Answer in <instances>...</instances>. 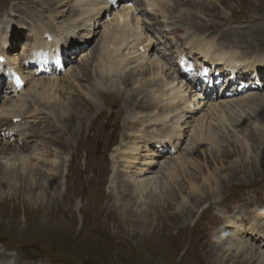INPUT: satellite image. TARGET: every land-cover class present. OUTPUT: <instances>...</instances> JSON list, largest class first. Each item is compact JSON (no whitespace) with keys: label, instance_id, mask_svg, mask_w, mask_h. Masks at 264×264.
I'll return each instance as SVG.
<instances>
[{"label":"rangeland","instance_id":"rangeland-1","mask_svg":"<svg viewBox=\"0 0 264 264\" xmlns=\"http://www.w3.org/2000/svg\"><path fill=\"white\" fill-rule=\"evenodd\" d=\"M184 1L179 0L178 3L182 6L174 11L173 0H159L160 8L146 5V0H122L121 13L123 9L129 11L130 21L132 23L134 21L135 32H141L144 35L148 27L150 40L154 44L150 59L146 60L142 67L136 64L127 66L125 63L127 69L125 73H129V69H132L137 72L144 70L149 74L152 70L151 62L160 61L161 73L156 80L177 76L174 69L176 55L174 52L186 48H190L192 52H200L198 41L200 38L213 41L219 46L242 51L245 57L257 52L264 54V0H196L199 3L198 6L185 5ZM61 4L59 2L57 6L60 7L53 11L42 10L44 20L49 21L55 29L65 28L69 22L78 27L81 26L84 31L76 32V39L89 35L87 29L90 28L85 25L86 22L82 18L77 16L81 4L77 0H71L75 11L68 14L63 13ZM2 5L11 12L18 5L38 11L25 0H0V10ZM131 10L137 12L140 18L138 24L135 23V16L131 14ZM4 19L6 20V17L0 15V41L4 38V34L14 35L17 31L20 32V39H16V43L12 45L14 49L10 51V56L25 57L34 49L33 42L29 41L27 35L34 22L33 18L25 19L26 23L19 22L21 20H10L14 22V27L12 25L10 29H6ZM119 20L114 17V14L100 17L101 26L94 40L93 37H89V40L93 42H89L81 51H76L73 62L63 71L64 73L49 74L51 77L48 78L61 77L67 80L68 74L74 69L76 72H81L88 67L86 64L89 65L92 78L88 80L82 75V80L78 82L79 88L72 84L76 91L64 99L69 101L81 94L77 103H81L84 108L79 107L75 110L68 105L70 108L68 113H77L78 117H74L73 128L68 134H64L63 140L70 141L71 145L76 140L81 143L85 140L89 128L91 132L94 131L93 136L88 138L87 143L85 140L83 150H80L76 157L70 154L69 148L64 154L55 150L51 151V154L48 152L52 150L51 147L45 148L41 144L34 146L35 149L31 153L35 151L39 157V163L45 161L48 153H50L48 158L51 160L57 159L63 162L62 180H65L64 174H66L67 187H61L56 191L58 196L56 203L36 204L48 196L47 190L42 188L39 180L35 183V188L28 192V197L26 194L24 196V191L19 193L15 191L17 186H14L12 190L1 189L0 259H4L5 251L13 256V261L18 258L28 264H258L257 258H252L247 253H238L236 246L232 247L230 244V240L240 237L243 242L240 244L254 245L257 255L264 252V236L260 237L259 234V229L263 231L261 234H264V217H258L260 211L264 212V137L255 141L251 139L249 130L245 128L247 126L250 128L253 120H248L245 115L242 114L243 116H238L239 118L236 119L238 127L241 128H235L229 122L224 123L223 128L215 118L212 120L208 118L212 121V133L219 137L221 144L216 149L219 152L214 154L213 160H210L211 168L209 169L207 159L210 157L207 158L199 148L195 150L199 142L192 139V124L203 113H216V111H210L213 108L208 110V106L203 104L192 113V116L187 119L188 126L183 128L180 139L175 141V147L172 148L176 151L163 158H157V161L163 165L171 164L172 158L180 157V155L188 159L185 163L187 168L178 169L179 175L173 178L169 177L165 171H160L162 170L160 167L156 168L155 172H160L158 174L160 182L153 187L154 199L164 207L165 199L168 197V207L163 212L157 214V212L145 210L146 206L136 207L133 203L129 205L128 200L121 197L117 186H110L115 164L113 155L118 153L114 149L131 141V138H126L125 135L139 136L137 130L132 131L126 126L128 120L138 122L149 117L150 114L157 113L160 108H169L168 105L163 106V102L158 99L156 102L153 101L156 95L149 87L148 90L140 87V81L148 80L153 74L135 77L129 88L123 85L122 74H119L121 72L102 74L98 62L102 57L100 45L103 41V31L110 22L117 24ZM93 33H91L92 36ZM65 41L68 42L67 45L70 44L69 38ZM160 51L173 53L168 60H165L161 57ZM28 71L37 72L41 69L33 67ZM112 81L115 83L110 86ZM95 84L99 89L108 88L117 93H123L126 98L133 92L148 91L151 95L150 98L147 97V101L156 104V107L151 111L138 112L134 109L138 99H133L130 101V104H133L130 109L133 111L124 112L117 117L108 116L109 122L106 120L103 122V115L98 113L99 108L86 110L89 108V102L84 93L90 96V100L106 107L101 95L91 88ZM254 92L261 93L264 89ZM2 93L0 112L9 105L10 100L17 98L16 93L12 96H7L4 90ZM224 99L227 98L219 99L216 104L220 109L230 111L220 105L221 100ZM124 103V98L118 101L119 107ZM26 106L27 104L24 108ZM107 108L106 110L109 111L110 108ZM27 110L26 120L32 121L30 114L33 113ZM262 121L264 122L263 119L258 120V123L261 125ZM105 122L109 129L103 132L102 125ZM59 123L56 122V124ZM49 129L50 127L46 128L47 131ZM262 131L264 132V125H262ZM15 138L12 136L0 139V148L7 141L15 144ZM145 150L146 148L142 147L140 152V157L144 159L155 154ZM197 151L199 156L193 154ZM197 167H200L199 170ZM196 169L200 175L204 169L206 175L213 177L214 184L217 183L215 177H222L224 182L221 183V191L214 193L209 203L201 206L190 220L186 219L187 215L177 210L186 194L174 196V192V195H170V189L175 184L177 186L175 190L183 184L189 186L188 183L193 176L199 177ZM219 170H222V174ZM19 174L20 172L14 176L18 178ZM28 180L33 183L32 179ZM36 189L38 192L34 195L33 192ZM50 193L54 196L55 191L50 189ZM28 198L34 199L29 201ZM197 202L190 204L193 206ZM200 205L202 203H197L196 207ZM130 206L140 209L142 214L138 218L146 220L148 224L133 226L129 223L132 222L131 219L136 218L132 215ZM240 218L244 220L243 223ZM254 219L258 224L256 230L247 231L248 221ZM228 220L241 222L231 224ZM181 226L188 228L179 232L178 228ZM251 234L254 235V239L258 236L255 243ZM227 256H230L229 261L224 263ZM243 258L251 259L247 262Z\"/></svg>","mask_w":264,"mask_h":264},{"label":"bare ground","instance_id":"bare-ground-1","mask_svg":"<svg viewBox=\"0 0 264 264\" xmlns=\"http://www.w3.org/2000/svg\"><path fill=\"white\" fill-rule=\"evenodd\" d=\"M25 1L29 3L31 7L35 8L38 11H35L31 8H24L23 6L18 5L17 8L15 7V10L13 9V12H11L7 10L4 5H2L0 15H4V17H6V20L4 19V25L6 29H10L12 25L14 27V22L10 20H21L19 22L26 23L25 19L33 18L34 22L29 29L28 36L29 38L32 37V39L35 40L36 52L34 55H31L32 58L28 57V59L26 57L25 61L31 63L33 62L32 59H36L38 64H42V62H55L59 69L62 68L63 64V61L60 60L61 52L65 50H72V48H74L75 46H82L85 48L89 43V37H93L94 40L96 32L101 26L100 17L105 16L106 11L112 6V3L111 5L108 4L110 3V0H77L81 4V6L78 4V6L80 7L78 9L77 16L78 18H82L83 21L86 22L85 25H88V27L90 28L87 29L89 30V35L83 36L82 39H69L74 47L66 48L64 46V42L66 39H68V36L74 37L76 35V32H82L84 31V28H81V26L78 27L74 23L69 22L65 28L61 26L62 28L55 29L49 21L44 20L45 17L42 16V10H56V8L60 7L57 6L58 3L61 2V9H63L64 14L73 13L75 9L71 5V0ZM178 1L179 0H173V3L175 4L174 6H172V9L174 11L182 6L178 3ZM184 2L185 5H199L196 0H185ZM145 4L150 7H161L159 0H146ZM121 8L122 7L120 3L119 6L115 7L114 15V17H117V20H121L117 21V24L110 22L108 25H106V29L103 31V41L100 45L102 57L100 56L101 59L98 62V64L100 65V69L103 72L102 74L114 71H116V73L118 71L121 72L119 74H122V83L127 88L132 86L133 79L135 77H144V75L153 74L152 76L149 75L150 77L148 78V80L140 81V87H145L144 89L146 90H148L149 87V89L153 91V94L156 95L155 98H153V101L156 102V99H158L160 100V102H163V106L168 105L169 108H160L157 113L150 114L149 117L144 118L143 120L138 122L128 120L126 126L132 129V131L137 130L139 136H135L132 134L125 135L126 138H131V141L127 144H121L114 149V151L118 153L113 155L115 164L113 166V175L110 180V186L116 185L120 191L119 193L121 197L123 199H127L128 203H130L129 205H132L133 203L136 204V207L146 206L145 210L148 209L150 212L154 211L159 214L168 207V197L165 199L166 204L164 207L160 206L159 202H156V199H154L155 193L153 187H156V184L160 182L158 179L160 178L158 175L160 172H155L156 168L160 167L162 169L160 171H165L169 177L173 178L174 176L179 175L178 169L187 168V165L185 166L187 158L182 157V155H180V157H173L172 163H167L166 165H163V163L157 161V158H163L165 155L171 154V149L175 147V141L180 139L183 133V128L188 126L187 119H184V117L188 113H190L188 102L191 101L190 99L192 97L190 98V96H188L189 91H187L183 85H179V83H177L176 77L165 79L162 77L159 80H156V77H158V75H160L161 73V68H159L161 64L160 61L151 62L152 70L149 74L144 70L143 72H137L129 68V73H125V70H127L126 65L131 66L133 64H136L137 66L141 67L142 65H144L146 60L148 61V59H150V57H148L150 55L147 56V54H149L147 51H145L144 53L140 52V46L144 44L146 48H150V36L147 33H145V36H140L139 32H135L134 21L133 23L132 21H130L129 11L125 7H123L126 10H122L123 13H121ZM3 10L4 12H2ZM121 16H123V18H121ZM125 16L127 17V19ZM139 20L140 18H138L136 15L135 23L138 24ZM148 29L149 28L147 27L146 30ZM64 30L65 32H63ZM45 31H51L53 34L51 35L53 37L51 43L46 45L43 44L46 42V39L42 36ZM92 32H94L93 36L91 35ZM16 39H20V32L18 33V31L14 35L4 34V38L0 41V60L1 58H3L1 56H5L6 59H8L10 62L9 65L13 66H17L18 62H13V58L10 57V53L8 51L14 49V46H12V41L16 43ZM93 40L91 42H93ZM200 40H198L200 42L199 47L204 59H207L209 55L212 57H227L226 60H229L228 64H226V60L223 61V64L224 66H226V68H228L229 71L232 72V74H234V72L237 70L236 64L238 62H242L244 64L248 63L249 66L247 67V69L251 70L257 69L259 65H262L264 67V54L262 53L257 52L251 54L248 57H245L242 51L238 52L234 49L219 47L215 42L206 40L204 38H200ZM91 45L90 47H92ZM26 49L28 48L26 47ZM127 56H130L131 59L127 58ZM72 59L73 58H71V60ZM185 61L192 65L187 60ZM218 61H220V59H218ZM249 62L251 63L249 64ZM0 63L2 62L0 61ZM21 65V62L18 63L17 70L20 71L26 85L21 90V87H18L21 84V81L16 79L11 80V83H14V87H18L21 92L16 95L17 98H13L12 100H10V103L8 102L9 105H7L4 110L0 112V139H7L12 136L16 137L15 144L7 141L0 148V191L1 189L12 190L14 186H17L15 191H17L18 193L24 191V196L26 194V197H28V192L32 191V189L35 188V183L39 180L42 188L47 190L46 194H48V196L45 200L41 199L40 201L36 202V204L40 202L56 203L55 200H58L56 191L61 187H67L66 183L68 181V178L66 174H64L65 180H62L61 167L63 162H60L57 159L51 160L50 158H48V155L50 154L48 153L45 161L39 163L40 160L39 157L35 154V151L33 153L31 152L35 149L34 146H39L40 144L45 148L51 147L52 150H49L48 152L55 150L64 154V152L69 148L70 154L74 157L77 156V153L80 150H83L82 146L85 140L87 143L88 138L90 136H93L94 131L91 132V128H89L85 140L81 143L76 140L75 143L71 145L70 141L66 142L63 140L64 134H68V132H70L73 128L74 124L72 123V121L75 122L74 117H78L77 113H68V110H70L68 105H70V107L75 110H78L79 107L84 108L81 103H77V99L82 95L80 94L79 97L71 98L69 101H64V99L68 98L70 94L76 91L72 84L77 85V87L79 88L80 85L78 82L82 80V75L86 76L88 80L92 78L91 69L89 68V65L86 64V66L88 67H85L84 71L76 72V70L74 69L70 74H68L69 76L66 78L67 80H64V78L61 77L44 78L41 76L36 77L34 75L26 76ZM263 67H261L260 69H264ZM64 68L63 71H65ZM0 71L4 72V69H0ZM255 74L259 75L260 73ZM114 83L115 82L112 81L110 86H113ZM96 86L97 84L92 85L91 88L101 95L106 107H102L99 103L94 102L92 99L90 100V96L87 93H84L86 100L89 102V108H86V110H89L91 108H99L100 112L98 110V113L103 115V122L104 120H106V122L108 121V116L112 117V115H114L115 117H117L124 112L128 113L133 111V109H130V107L133 106V104H130V101H132L133 99H138V103L134 107V109H136L137 111H151L156 107V104L147 101V97L150 98L151 95L148 91L133 92L128 95L129 97L126 98L123 93H117L114 90L108 88L99 89ZM246 88L249 89V86H247ZM241 95L242 96H239L237 98L221 100L222 103H220V105L222 107L230 109V111L220 109L218 104H216L215 102L208 104V110L213 108L210 111H216L217 114L203 113V115L196 118V120L192 124V139H194V141L196 142H199V145L197 144L198 146L194 145L195 150L199 148L207 158L210 157L207 159V166L209 169L211 168L210 160H213L214 154L219 152L216 149H218L221 144L219 137L212 133V121L208 120V118H210L211 120L212 118H215V120H217V122H219V124H221L223 128L224 123L227 122L233 124V127L235 128H241L238 127L236 119L239 118L238 116H241L243 114L247 117L248 120H253L251 122L252 126L250 128L248 126L247 128H245L249 130L251 139L255 141L260 137H264V132L262 131V125H264V122L262 121L263 123H261V125L258 123V120H264V92H246L245 94ZM192 96L194 100L198 98V95L192 94ZM123 98L125 99V103L124 105L119 107L118 101L122 100ZM2 99L3 95L2 93H0V103ZM240 99H242V101ZM26 104L27 106L26 108H24ZM76 106L78 107L76 108ZM116 106H118V108ZM107 107L110 108V112L106 110L108 109ZM114 108L116 109L114 110ZM27 109H29V111L33 113L30 114V118L32 119L31 124L29 125L30 127L27 126V122L18 121L15 123L13 121V117H26V111H28ZM56 122L60 123L56 124ZM106 122L102 125V129H104L103 132L109 129V126ZM47 127H50L48 131L46 130ZM153 144L156 146H160L161 150L158 151L157 149L156 151ZM142 147L146 148L145 151L149 153L153 152L155 154H152L151 157L145 159L140 157ZM168 147L170 148L166 151ZM198 153L199 152L197 151L193 154L199 156ZM74 157L73 160L75 159ZM197 168L199 170L200 167ZM198 170L196 169V174H199L197 172ZM202 170L205 174V170ZM18 172H20V174L17 178L14 175H17ZM219 172L222 174V170H219ZM203 173H201L202 175L199 174V177L193 176L192 179H190V183H188L189 186L183 184L179 187L178 190H175V188H177L175 184L174 186H172L173 188L170 189V195H174V192V196H183L186 194V197L183 198L184 200L182 199L183 201L181 202V206L177 209L181 213L187 215L186 219H192L195 216L197 210L201 206L203 207L205 203H209L211 196L214 193H219L222 189L221 183L224 182L222 177H215L214 179H216L215 181H217V183L215 182L214 184L213 177L206 174L203 175ZM28 179H32L33 183H30ZM114 182H116L117 184ZM50 189L55 191L54 196L51 195ZM37 192L38 190L36 189L33 194L36 195ZM165 195H167V193H165ZM33 199L34 198H28L29 201ZM194 201H198L197 203H202V205L196 207L197 203H195L193 204L194 207L191 206L190 203H194ZM148 202L149 204L151 203V205H149ZM138 204L139 206H137ZM134 208L135 207L132 206L129 207V209H131L133 213L132 215L136 217L131 219L132 222L129 223H131L133 226L139 224L141 225L142 223L148 224L146 220L144 221L138 218V216L142 214L141 210L138 208ZM258 217H264V212L261 211ZM238 221L228 220V223L237 224ZM241 221L243 223L244 220L241 219ZM118 225L120 224L118 223ZM248 225L249 228L247 227V231L256 230L257 223L255 219L249 222ZM186 228L187 226H181L178 229L180 232ZM259 231L260 237L264 236L263 233L261 234V232L263 231L260 229ZM252 240L254 241V243L257 241L256 238H252ZM230 242L229 243L232 245V247L236 246L235 249H238V253H247L252 258H257L259 260L258 264H264V252L262 251L259 255H257L254 245L251 244L249 246L247 244H240L243 243L241 242L240 237H236V239L233 238L232 240H230ZM229 257L230 256H227L224 259V263L229 261ZM12 258L13 256L11 254L4 251V259H0V262L1 264H8L11 263V261L13 260ZM250 259L251 258H243V260L247 262ZM15 264H26V262L17 258L15 260Z\"/></svg>","mask_w":264,"mask_h":264}]
</instances>
